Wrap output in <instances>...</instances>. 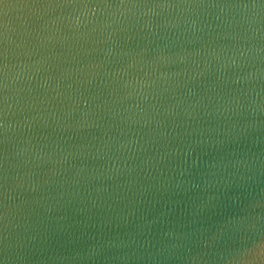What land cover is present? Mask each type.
<instances>
[{
	"label": "water",
	"instance_id": "obj_1",
	"mask_svg": "<svg viewBox=\"0 0 264 264\" xmlns=\"http://www.w3.org/2000/svg\"><path fill=\"white\" fill-rule=\"evenodd\" d=\"M0 264H264V0H0Z\"/></svg>",
	"mask_w": 264,
	"mask_h": 264
}]
</instances>
